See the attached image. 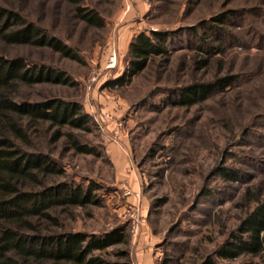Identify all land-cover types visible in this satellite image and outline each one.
<instances>
[{"label": "rangeland", "instance_id": "374dc122", "mask_svg": "<svg viewBox=\"0 0 264 264\" xmlns=\"http://www.w3.org/2000/svg\"><path fill=\"white\" fill-rule=\"evenodd\" d=\"M73 1L0 0L74 56L0 44V55L64 80L16 85L12 98L75 103L88 120L82 129L22 121L27 139L18 145L47 154L62 170L47 184L92 189L84 205L53 208L57 224L43 223L44 231L117 230L118 242L92 252L110 262L264 264V252L217 254L264 202V0ZM77 6L96 12L101 25L80 20ZM151 31L168 33L167 54L111 83L127 67L133 38ZM198 84L211 87L181 102ZM68 134L94 153L75 152Z\"/></svg>", "mask_w": 264, "mask_h": 264}, {"label": "trees", "instance_id": "16d2710c", "mask_svg": "<svg viewBox=\"0 0 264 264\" xmlns=\"http://www.w3.org/2000/svg\"><path fill=\"white\" fill-rule=\"evenodd\" d=\"M74 2L73 0H69ZM76 16L90 25L100 26L94 11L75 8ZM168 33L142 32L129 44V59L123 75L113 84L143 70L151 59L165 56ZM0 44L48 47L63 56L74 58L69 48L54 37L42 35L33 24H26L12 10L0 7ZM64 82L61 74L51 69L26 67L21 59L0 55V264H29V262L69 264H125L110 262L92 254L94 250L118 242L120 233L112 231L101 236L80 232L47 233L42 224H57L51 210L57 206L84 205L92 201L91 190L59 182L47 184L46 178L62 174L47 154L31 153L19 144L27 139L22 121L48 122L62 128H86V115L79 112L75 103L60 99L42 102H16L10 90L16 85ZM221 86L227 81L219 82ZM211 85H194L181 93L180 101L191 102L202 98ZM72 149L77 153L93 154L94 149L79 143L68 134ZM240 235L218 250L220 258L228 259L240 254L258 255L264 252V202L252 211L239 226ZM242 234L247 237L244 238ZM205 264H218L207 261Z\"/></svg>", "mask_w": 264, "mask_h": 264}, {"label": "built area", "instance_id": "2783aa9c", "mask_svg": "<svg viewBox=\"0 0 264 264\" xmlns=\"http://www.w3.org/2000/svg\"><path fill=\"white\" fill-rule=\"evenodd\" d=\"M113 64H114V57H112V59H111V65L110 66H113ZM105 118H108V115L107 114H105V115H103L101 118H100V120H104ZM99 120H96V122H98Z\"/></svg>", "mask_w": 264, "mask_h": 264}]
</instances>
